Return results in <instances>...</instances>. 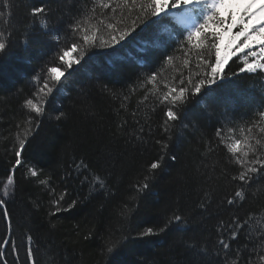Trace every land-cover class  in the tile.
Returning <instances> with one entry per match:
<instances>
[{
    "label": "trees",
    "instance_id": "obj_1",
    "mask_svg": "<svg viewBox=\"0 0 264 264\" xmlns=\"http://www.w3.org/2000/svg\"><path fill=\"white\" fill-rule=\"evenodd\" d=\"M42 2L50 9L46 20L30 14ZM7 3L5 7V0H0V38L8 42L11 36V47L0 56V193L15 159L16 137L31 127L25 123L26 99H35L44 80L54 89L48 98L47 116L31 127L23 167L15 172L14 192L8 200L16 242L20 244L31 234L38 264H224L214 255L218 229L235 218L248 223L233 247L240 246L241 259L248 264H264L260 260L264 254V176L245 186L242 202L229 205L227 201L235 199L239 188L231 177L240 166L216 137L219 126L224 145L246 136L252 143L259 139L264 144L260 131L264 120L259 117L264 111V73L237 77L213 95L202 92L192 98L177 109L182 113L180 126L165 133L163 113L168 105L161 100L165 85L179 88L184 81L189 86V79L196 82L209 71L197 55L199 50L179 45L177 31L186 30L169 18L161 20L162 33L149 18L121 45L108 48L102 46L110 38L105 26L111 23L121 30L130 26L141 10L140 0L136 4L132 0H70L68 7L60 0ZM105 3L108 8L103 7ZM63 7L69 11L66 18ZM70 23H80L89 36L95 32L94 43L83 46L85 33H73ZM57 34L59 44L51 39ZM73 41L82 46L84 59L65 70L58 56ZM173 41H177L175 46ZM142 43L147 44L145 51L137 52ZM166 46L171 62L166 55L161 58ZM205 56L214 61V52ZM241 59L230 61L229 75ZM49 67L66 71L60 84L48 76ZM150 69L157 77L151 83ZM58 112L64 114L59 121L54 118ZM158 140L169 147L162 149ZM162 154L163 166L141 198L135 185ZM81 160L88 165L90 179L95 173L105 180L102 192L82 186L80 177L65 179L69 165ZM29 167L38 172L37 178L28 175ZM65 189L70 195L63 203L73 199L78 203L70 211L53 215L55 200ZM129 208L135 210L129 214ZM174 211L186 223L145 240H133L111 258L106 254L109 239L119 240L130 229L159 228ZM5 236L6 226L0 219V239ZM5 251L8 264H16L9 250ZM25 260L21 247L19 264Z\"/></svg>",
    "mask_w": 264,
    "mask_h": 264
},
{
    "label": "snow or ice",
    "instance_id": "obj_2",
    "mask_svg": "<svg viewBox=\"0 0 264 264\" xmlns=\"http://www.w3.org/2000/svg\"><path fill=\"white\" fill-rule=\"evenodd\" d=\"M132 3L136 4L137 0H132ZM140 3L141 10L136 18L132 20L130 26L125 27L123 30L116 28L111 23L105 26L109 30L110 38L103 41V47L115 48L121 45L126 38L136 31L140 24H144L149 18L152 19L153 25L159 24L161 20L171 18L175 20L176 24L187 30L186 33L177 31L179 45L181 47L187 45L190 46V49L199 50L197 55L200 56L201 63L206 64L209 69V71H205L204 78L196 82L189 79L187 82L189 86H184V81L180 82L181 86L179 88L165 85L167 90L161 97L162 102L168 105L163 113L162 130L165 133H171L174 126H180L182 113L177 109L186 106L192 98L199 97L202 92L213 95L217 88L227 87L237 77L264 73V0H140ZM7 6L8 3L5 0V7ZM103 7L108 8L109 5L105 3ZM112 10L115 11V9ZM174 10H182V12ZM49 12L50 9L47 4L42 2L34 5L30 14L33 17L43 16L46 20ZM68 26L73 33L81 31L85 33L82 38L83 46L94 43L95 32L89 36L87 34L88 30L82 28L80 23H70ZM43 28L45 32H48L46 24L43 25ZM51 39L57 44L60 43L58 34L52 35ZM176 43L177 41H173L172 46H175ZM10 47L11 36H9L8 42L0 38V56L6 55ZM78 48L81 49L79 55L69 59L72 53L77 52ZM213 52L214 61H211L207 59L205 53L212 54ZM165 55L167 60L171 62L172 57L168 55L167 46L162 50L161 58ZM234 57H242V59L238 68L231 70V75H229L226 69ZM58 59L65 70L72 69L74 65H80L84 59L82 46L73 41L70 46L60 49ZM150 71L152 74L149 77V83L157 78L154 69H150ZM47 74L55 84H60L61 78L66 75V71H62L59 67H49ZM68 75H72V73H68ZM53 91L54 89L49 85V82L44 80L42 86L38 87L34 93L35 99H26L24 108L28 109V116L25 120L27 125L36 127L37 122L47 116L48 98L52 96ZM63 115L62 112H58L54 118L59 121ZM259 117L264 120V111L259 112ZM31 127H26L23 135H17L16 137L17 142L14 146L15 159L12 168L6 176V183L2 187V193H0V219L4 221L6 226V238L0 239V264H8V252L5 249L9 250L15 258L16 264H19L21 247H23L26 254L25 264H38L34 254V237L31 234H27L20 244L16 242L13 234V219L8 208L10 191L14 192L15 172L18 168L23 167V154L29 142ZM143 131L144 129L141 128V132ZM260 131L264 132V128H261ZM248 132L251 134V127H249ZM216 137L226 152L230 154L235 164L240 166V170L231 177L233 181L239 184L238 190L234 193L235 199L227 201L229 205H233L237 201L242 202L245 199L244 188L246 185H249L258 176H264V144H261L259 139L252 143L250 136H246L244 139H234L231 143L224 145L223 129L219 126L216 129ZM169 139H171V136H169ZM157 144H161L162 149L169 147L167 143H161L159 140ZM171 159L174 160L175 156H172ZM163 161L164 155L162 154L150 163L148 173L144 176L143 181L135 185L141 198L143 194L150 191L152 185L149 181L153 180L155 175L158 174V170L163 166ZM69 169L65 177L66 180L80 177V184L82 186L87 184L93 192H102L105 189V180L100 175L92 173V178H89L87 174L88 165L83 160L78 163L72 162L69 165ZM27 173L32 178L38 177V172L35 168L29 167ZM41 183L44 184L47 181L41 180ZM67 195H70V193L65 189L57 197L55 200L56 209L53 215L61 211H70L77 205L78 200L76 199L65 205L63 202ZM138 207L139 204L137 203L136 208L138 209ZM134 210L129 208L128 213L131 214ZM182 223H186L185 218L179 211H174L171 216L165 218L159 228L149 226L138 232L130 229L119 240L109 239L106 241V254L111 258L116 252L126 248L128 243L133 240H145L163 234L173 226L180 227ZM247 223V220L240 221L234 218L231 223L221 225V228L218 229V249L214 255L219 256L220 260L224 261V264H227V260H231V264H248V261L241 259L240 246L234 248L232 244L233 241L238 239L241 230L245 228ZM202 251H204L205 256L209 255L206 250ZM230 252H236L238 255L230 256ZM250 260L251 256L249 257ZM260 260L264 262V254L260 256Z\"/></svg>",
    "mask_w": 264,
    "mask_h": 264
},
{
    "label": "rangeland",
    "instance_id": "obj_3",
    "mask_svg": "<svg viewBox=\"0 0 264 264\" xmlns=\"http://www.w3.org/2000/svg\"><path fill=\"white\" fill-rule=\"evenodd\" d=\"M60 4H62V6L65 4V7H68L69 6V4H70V0H64V1H62V0H60ZM258 7V6H257ZM64 8V7H63ZM67 9V8H66ZM63 12V16L66 18L67 16H68V10H65V8H64V10L62 11ZM6 183V182H5ZM4 183V184H5ZM3 184V185H4Z\"/></svg>",
    "mask_w": 264,
    "mask_h": 264
},
{
    "label": "bare ground",
    "instance_id": "obj_4",
    "mask_svg": "<svg viewBox=\"0 0 264 264\" xmlns=\"http://www.w3.org/2000/svg\"><path fill=\"white\" fill-rule=\"evenodd\" d=\"M50 53V52H49ZM51 56H52V53H51ZM11 192V191H10ZM1 193H2V191H1ZM5 238H6V236H5Z\"/></svg>",
    "mask_w": 264,
    "mask_h": 264
}]
</instances>
